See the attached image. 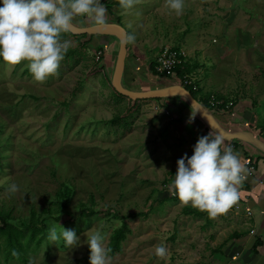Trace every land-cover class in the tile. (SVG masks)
Wrapping results in <instances>:
<instances>
[{"label": "rangeland", "instance_id": "obj_1", "mask_svg": "<svg viewBox=\"0 0 264 264\" xmlns=\"http://www.w3.org/2000/svg\"><path fill=\"white\" fill-rule=\"evenodd\" d=\"M102 3L107 21L120 22L136 37L128 43L131 85H144L131 73L138 67L147 87L166 84L167 78L150 75L147 67L163 48H175L194 66L199 95H211L212 103L219 99L220 119L232 125L248 121L251 128L264 124V0H185L179 16L166 0H137L128 12L119 0ZM74 22L94 24L81 16ZM86 37L62 35L74 46L57 74L43 82L33 78L26 62L0 60V208L15 222L43 228L27 262L0 253L1 264H90L87 236L101 231L107 249L114 229L124 223L127 239L120 253L109 256L110 264H229L230 254L238 252L234 235L251 217L247 202L239 198L213 218L181 202L174 189L170 193L189 143L178 118L185 105L166 100L162 106L158 99L134 104L118 96L109 78L118 42L102 37L107 52L98 59L102 46ZM12 183L19 188L14 194L8 191ZM65 186L72 191L69 199ZM52 224L74 230L80 246L53 244ZM30 236L23 237L26 243ZM161 244L168 249L164 259L155 255Z\"/></svg>", "mask_w": 264, "mask_h": 264}, {"label": "clouds", "instance_id": "obj_2", "mask_svg": "<svg viewBox=\"0 0 264 264\" xmlns=\"http://www.w3.org/2000/svg\"><path fill=\"white\" fill-rule=\"evenodd\" d=\"M136 3L137 0H119L125 12L133 9ZM166 4L177 16L183 14L185 0H166ZM106 14L102 0H0V60L10 65L26 62L33 78L43 82L57 74L61 62L74 46L73 41L62 38V34L72 31L74 19L86 17L98 28H105ZM135 42L134 34L126 35L121 41L122 44ZM194 118L192 115L187 123L191 125ZM177 166L170 193L174 189L181 202L213 218L238 202L239 186L249 171L239 154L212 128L207 135L198 138L193 155L189 157L185 153L178 159ZM8 191L18 192V185L12 183ZM48 239L56 245L63 240L65 247L70 249L81 244L76 232L61 224L48 227ZM104 241L101 231L87 236L85 243L90 249V264H110V249H106ZM155 255L164 259L168 249L163 244L156 246Z\"/></svg>", "mask_w": 264, "mask_h": 264}, {"label": "water", "instance_id": "obj_3", "mask_svg": "<svg viewBox=\"0 0 264 264\" xmlns=\"http://www.w3.org/2000/svg\"><path fill=\"white\" fill-rule=\"evenodd\" d=\"M70 33L76 36L86 35L88 41L93 36V41L100 37L115 38L119 44V48L112 75H109L110 82L119 94L130 98L134 104L142 100L156 99H162V101H179L183 105H186L193 113V116L204 124L203 132L210 131L212 128L214 133H218L225 138V144L231 148L234 141H239L249 153V157L253 158L254 164H257L259 159L264 158V136L260 129L257 127L251 128L243 124L232 125L224 122L218 117L220 115L218 111L208 108L203 102L196 99L191 90L186 88L181 81L164 79L166 84L162 86L147 87L142 76H138L136 79L137 82L140 83L143 81L144 85L140 83V87L136 88L127 83L126 69L129 47L128 44H122L121 41L129 33L126 27L120 22L107 21L105 28H98L95 24L81 26L73 21V27ZM94 45H100V43ZM151 66L152 62L148 67V71L150 75L154 76ZM244 186L245 181L239 186V190Z\"/></svg>", "mask_w": 264, "mask_h": 264}, {"label": "crops", "instance_id": "obj_4", "mask_svg": "<svg viewBox=\"0 0 264 264\" xmlns=\"http://www.w3.org/2000/svg\"><path fill=\"white\" fill-rule=\"evenodd\" d=\"M102 37L94 40L92 43H100L102 42ZM113 70V69H112ZM128 65L126 69V81L131 85L128 79ZM148 70V67H147ZM134 68L131 69V73L134 75V78L137 79L138 74ZM132 87L139 88V84H132ZM166 102V101H165ZM167 103V102H166ZM162 104V101H161ZM164 106V105H163ZM180 106V103L178 104V108ZM185 113L182 117L178 116V118H182L183 122H185V139L189 140L187 144H185V153L188 156H192L193 148L197 143V140L200 136H204L209 133V131L203 132L204 124L202 122L200 123H192V125L195 126V128L192 126L190 128L187 123L189 118L193 115L191 110L185 105ZM229 123L230 120H227ZM226 121V122H227ZM227 122V123H228ZM248 121H246L247 123ZM250 122V121H249ZM236 123L243 124L242 121H239ZM201 124V125H200ZM201 128V130H199ZM239 143L238 146H234L233 151L238 153L241 159V162L245 165V159L249 157V153L245 150L244 146L239 141H234ZM233 142V143H234ZM233 146V145H232ZM256 165V174L253 177L248 178L247 181H245V186L239 190V198L246 201L247 203H243L245 205V208L250 207L252 210V216L248 217L246 216L245 220L242 221L243 224L241 225L240 230L235 233L234 238L235 241L233 242V246L237 247L238 252L240 253V256L245 252L244 254V260L243 262H238L239 258L237 260H233L232 257L236 253L230 254L229 264H264V158H261L258 160ZM247 168V166H245ZM256 212V215H255ZM249 219H248V218ZM241 218V217H240ZM255 231V233H252V231ZM261 238L262 245L258 248V252L256 254L253 253V245L256 241V239ZM237 262V263H235Z\"/></svg>", "mask_w": 264, "mask_h": 264}, {"label": "trees", "instance_id": "obj_5", "mask_svg": "<svg viewBox=\"0 0 264 264\" xmlns=\"http://www.w3.org/2000/svg\"><path fill=\"white\" fill-rule=\"evenodd\" d=\"M129 33V31H128ZM71 34V33H69ZM64 35V34H62ZM94 38V36L92 37ZM90 39L89 42H93V39ZM106 40H102L100 46L107 44ZM178 50V49H177ZM194 71V66L189 63L188 61L185 62L183 67L178 69V74L181 78L187 75H192ZM30 72V71H29ZM197 87L195 83L191 86H187L189 90L193 93L196 99L203 102L208 108L215 110L219 105V99L213 98L215 100L216 105L212 104V96L211 95H199L198 87L195 90L194 87ZM115 93L120 96L124 97L123 95L119 94L116 90ZM162 101V99H158ZM230 113H232L230 111ZM263 133L264 136V124L258 128ZM232 149L234 146H238L239 143L234 142L232 143ZM72 191L68 186H65V195L67 199H69ZM185 213L194 214L197 216H202L203 212L200 210L194 209H186ZM136 216V215H131ZM123 218H126L125 216ZM43 228L39 226L31 225L27 220H22L19 222H15L13 218H11V213L3 208H0V253H4L6 259H17L19 261L27 262L28 261V250L32 244V242L37 241L36 246L40 245L41 239H37L38 233L42 232ZM127 231L128 226L124 223L122 226L117 227L114 229L110 241L108 243L107 249H110L109 256L114 257L117 253L122 251L123 242L127 239ZM27 232L31 233L30 241L26 243L23 237L27 234ZM262 245L261 238L256 239L253 245V253L256 254L258 252V248ZM17 253V255H13V253ZM1 264V261H0Z\"/></svg>", "mask_w": 264, "mask_h": 264}, {"label": "built area", "instance_id": "obj_6", "mask_svg": "<svg viewBox=\"0 0 264 264\" xmlns=\"http://www.w3.org/2000/svg\"><path fill=\"white\" fill-rule=\"evenodd\" d=\"M101 48L102 49H100V51L98 52V59H101L107 52V47L105 45H103ZM186 58L187 55L184 51H180L171 47H165L152 61V71L156 76L167 78L172 81H181L187 88V86H191L195 83L193 81V78L191 77V75H187L181 78L178 74V69L184 66L185 62L187 61ZM136 71H140V67L136 68ZM194 89L196 90L197 87L195 86ZM212 104L214 106L216 105V103ZM163 105L164 103H162V106ZM215 110L218 111L217 109ZM193 123H200V121L195 117ZM246 125L250 127V123H246ZM199 130H201V128ZM245 166H247L249 170L245 179V181H247L248 178L253 177L256 174V165L253 162V158L247 157L245 159ZM247 212V215L252 216V210L250 207L247 208ZM252 233H255V231L253 230ZM239 256L240 253H236L232 257V259L235 261L239 258Z\"/></svg>", "mask_w": 264, "mask_h": 264}, {"label": "bare ground", "instance_id": "obj_7", "mask_svg": "<svg viewBox=\"0 0 264 264\" xmlns=\"http://www.w3.org/2000/svg\"><path fill=\"white\" fill-rule=\"evenodd\" d=\"M163 83V82H162Z\"/></svg>", "mask_w": 264, "mask_h": 264}]
</instances>
